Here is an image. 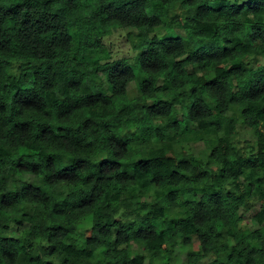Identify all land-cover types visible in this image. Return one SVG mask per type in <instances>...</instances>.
Masks as SVG:
<instances>
[{"label": "clouds", "instance_id": "1", "mask_svg": "<svg viewBox=\"0 0 264 264\" xmlns=\"http://www.w3.org/2000/svg\"><path fill=\"white\" fill-rule=\"evenodd\" d=\"M0 264H264V0H0Z\"/></svg>", "mask_w": 264, "mask_h": 264}]
</instances>
